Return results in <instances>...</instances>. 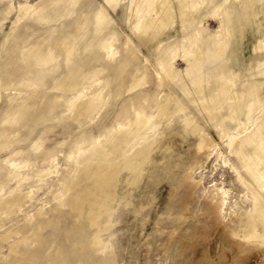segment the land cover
I'll return each mask as SVG.
<instances>
[{
    "label": "rangeland",
    "instance_id": "rangeland-1",
    "mask_svg": "<svg viewBox=\"0 0 264 264\" xmlns=\"http://www.w3.org/2000/svg\"><path fill=\"white\" fill-rule=\"evenodd\" d=\"M178 2L0 0V264H264V0ZM141 126L142 176L122 170L92 226L67 183Z\"/></svg>",
    "mask_w": 264,
    "mask_h": 264
},
{
    "label": "bare ground",
    "instance_id": "bare-ground-1",
    "mask_svg": "<svg viewBox=\"0 0 264 264\" xmlns=\"http://www.w3.org/2000/svg\"><path fill=\"white\" fill-rule=\"evenodd\" d=\"M180 1V4H179V8H180V11H181V15L182 16H187L186 13H188L189 9H190V6L192 5L191 3V0H179ZM196 2V0H195ZM75 4V3H74ZM173 4V3H172ZM197 4V3H196ZM194 4V5H196ZM162 5V4H161ZM171 5V4H170ZM193 5V6H194ZM198 5V4H197ZM195 7V6H194ZM191 8V9H194ZM166 8V7H165ZM170 9V8H169ZM169 9H163L162 11V19H160L162 22L165 20V21H172L171 19L175 18L173 17L174 13L172 14V10L170 11ZM175 9V8H174ZM175 11V10H174ZM179 11V12H180ZM191 11V10H190ZM189 11V12H190ZM176 12V11H175ZM161 15V14H160ZM180 15V14H179ZM180 15V16H181ZM98 17V16H97ZM102 15H101V19H102ZM161 18V16H160ZM99 19V18H98ZM164 19V20H163ZM181 19H185L183 17H181ZM105 22V19H103ZM159 20V19H158ZM158 20L157 21V24H158ZM155 21V23H156ZM164 21V23H166ZM174 21V20H173ZM100 22V21H98ZM147 23V22H146ZM151 23V22H150ZM145 24L143 27L146 31H148V29L152 26L154 27V25H151V24ZM163 23V24H164ZM168 23V22H167ZM166 23V24H167ZM172 23V22H171ZM99 24V23H98ZM97 24V25H98ZM103 24V23H102ZM105 24V23H104ZM144 24V23H143ZM153 24V23H152ZM159 24H160V21H159ZM172 25V24H170ZM100 26V25H99ZM157 26V25H156ZM164 26V25H163ZM167 26V25H166ZM151 27V28H152ZM169 27V25L167 26ZM150 28V29H151ZM157 29H160L162 28L161 27V24H160V27H155ZM154 28V29H155ZM166 28V27H164ZM153 29V28H152ZM156 29V30H157ZM98 30V29H97ZM145 30L142 31V28H141V31L142 33L146 32ZM157 33V31H156ZM72 37V36H70ZM103 41V40H102ZM65 42V41H64ZM72 42V40H71ZM68 43V42H67ZM200 43V42H199ZM102 44V43H101ZM99 45V44H98ZM72 46V45H71ZM99 46H102V45H99ZM42 47V46H41ZM63 47V46H62ZM103 47V46H102ZM204 47V45H203ZM38 48V47H37ZM50 48V47H49ZM98 48V46H97ZM210 48V46H209ZM222 48V47H221ZM99 49V48H98ZM105 49V47H104ZM48 49H46L47 51ZM198 50V49H197ZM196 50V51H197ZM200 50V49H199ZM29 51V50H28ZM49 51V50H48ZM190 51V50H189ZM201 51V50H200ZM67 58H68V61H70V59L72 60L71 58V53H72V48L68 47L67 49ZM223 53V52H222ZM52 52L49 51V52H45V50H41V49H34L32 52L30 51V53L28 54L29 56V60L33 61L34 64H36L37 66H40L41 68L43 67L42 71L43 72L44 70H46L45 68L47 67L49 69V64L55 62L54 61V58L52 56ZM170 54H173L170 53ZM97 55V54H96ZM191 55V54H190ZM198 55V54H197ZM196 55V56H197ZM92 56V54H91ZM93 56H95V54H93ZM200 56V55H199ZM192 57H195L192 55ZM198 58V56H197ZM206 58V57H205ZM93 59V58H92ZM202 59V58H201ZM56 60V59H55ZM194 61V60H193ZM191 62V61H189ZM198 62V61H197ZM197 62H195L197 64ZM223 62V61H221ZM225 62V61H224ZM194 63V65H196ZM203 63V62H202ZM190 64V63H189ZM192 64V63H191ZM220 64V63H219ZM225 64V63H224ZM49 67H48V66ZM218 65V64H217ZM216 65V67H217ZM52 66V65H51ZM219 66V65H218ZM222 66V65H221ZM192 67V66H191ZM196 67V66H195ZM195 67H193L195 69ZM208 67V66H207ZM211 67V66H209ZM220 67V66H219ZM54 69V67H53ZM192 69V68H190ZM210 69V68H209ZM214 69H215V66H214ZM214 69H212L214 71ZM217 69V68H216ZM215 69V70H216ZM228 69V67H227ZM173 70V69H172ZM218 70V69H217ZM220 70H222L220 68ZM220 70H218L219 73ZM189 71V70H187ZM211 71V69H210ZM211 71V73L213 72ZM226 71V70H225ZM171 72V71H170ZM215 72V71H214ZM224 72V71H222ZM178 73V71H177ZM180 73V72H179ZM178 73V74H179ZM210 73V72H208ZM210 73V74H211ZM226 73V72H224ZM227 73H229L227 71ZM42 74V73H41ZM78 74V71L77 69H73L72 71H70V74H69V78L68 80H66L65 82H63L62 84H60V89L61 90H70L72 91V86L70 85V82L69 79L72 78L73 76H76ZM209 74V75H210ZM223 74V73H222ZM170 75V74H169ZM183 75H184V72H183ZM217 75V74H216ZM229 75V74H228ZM173 76H176L175 74H173ZM205 76V75H204ZM214 76V74H213ZM174 78V77H173ZM203 78V77H202ZM176 79V78H175ZM200 79V78H199ZM206 79V77H205ZM186 80V79H185ZM198 80V79H197ZM199 81V80H198ZM203 80H201L202 82ZM206 81V80H205ZM195 83V82H194ZM182 84V83H181ZM185 84V83H184ZM183 84V85H184ZM187 84V83H186ZM201 84V83H200ZM221 84V82H220ZM223 84V83H222ZM221 84V85H222ZM257 84V83H256ZM255 84V85H256ZM219 85V84H218ZM252 85V84H251ZM189 86V85H188ZM196 86V84H195ZM211 86V85H210ZM224 86V84L222 85ZM247 86V85H246ZM245 86V87H246ZM250 86V85H248ZM258 86V85H257ZM182 88H184L183 86H181ZM218 87V86H217ZM220 87V86H219ZM218 87V88H219ZM226 87V86H224ZM252 87V86H250ZM249 87V89H250ZM202 88V87H201ZM229 88V87H228ZM253 88L255 89V87L253 86ZM217 89V88H216ZM247 89V88H246ZM257 89V87H256ZM255 89V90H256ZM204 90V89H203ZM210 90H212L210 88ZM254 90V92L256 93V91ZM190 91V90H189ZM198 91V90H197ZM194 92V93H197ZM216 91V90H215ZM224 91V90H223ZM228 91V90H227ZM225 92V91H224ZM250 92V90H249ZM184 93V91H183ZM218 93V92H217ZM193 94V93H192ZM199 93L195 94L198 95ZM202 99H203V91L202 93ZM191 95V94H190ZM233 95V94H232ZM249 95H253V94H249ZM201 96V95H200ZM248 96V95H247ZM193 97V96H192ZM197 97V96H196ZM199 97V95H198ZM223 97V96H222ZM243 97V96H242ZM191 97H189L188 99H190ZM195 98V97H194ZM193 99V98H192ZM214 99V98H213ZM199 98L195 101H198ZM201 100V98H200ZM169 102V101H168ZM221 102V101H220ZM176 103V102H175ZM216 103V102H214ZM213 103V104H214ZM233 103V102H232ZM236 103V102H235ZM220 104V103H218ZM166 105V104H165ZM172 105V103H171ZM179 105V104H177ZM234 104H232L233 106ZM176 106V105H175ZM213 106V105H212ZM214 106H219V105H214ZM239 106V105H238ZM53 107V106H52ZM96 107V103L95 102H87L86 104H82L80 106H78V109L76 110V114L77 116L79 115H85L86 113H90L93 111V109ZM230 107V105H229ZM237 107V106H235ZM20 108V106H19ZM24 108L23 107V112H24ZM237 108H240V107H237ZM18 112L19 110L21 111V109H17ZM15 111V110H14ZM14 111H12L14 113ZM9 112V111H8ZM17 112V113H18ZM10 113V112H9ZM13 113H11V117L13 116ZM16 113V114H17ZM171 113V108L166 105L164 107H162V110H161V115H169ZM219 113V112H218ZM15 114V113H14ZM20 114V113H18ZM22 114V113H21ZM8 115V114H7ZM10 115V114H9ZM8 115V116H9ZM18 116V115H17ZM16 117V116H15ZM13 118V119H16V118ZM83 118V117H82ZM230 118V117H229ZM12 119V118H11ZM138 121H140L138 119ZM139 123V122H138ZM138 123H136L137 125L135 126H138ZM146 124V122H145ZM144 124V125H145ZM145 129H143V126H141V128L139 129L138 127V130L136 132L133 133H124L122 137L120 138H116V137H112L113 139V145L111 146V148L109 150H103V149H96L94 150L93 152H91L90 154L88 155H85L81 161V167H80V170H79V174L77 172V175L78 177L74 180L72 179L71 181H67V186H66V197H63L65 198V202L67 203V205L69 207H71V209L73 211H75L77 214H82L84 212H87L88 213V220H89V223L93 225H95L97 223V220L102 217L103 215L105 214H108L112 208H113V203L116 199V193H117V187L119 186L118 185V181H119V176H120V173L122 170L124 169H128L129 171H131L133 174H134V179L135 181H137L138 179H140L139 177L142 176V172L144 171L143 170V166L142 164H144L146 161H148L149 159V153H150V146H149V143H144L140 148L134 150L131 152V148L132 147V143L134 142V139L135 138H144L143 141H145L146 139V136H147V133L145 134V132L143 130H146V127H144ZM136 129V128H135ZM134 130V128H133ZM146 135V136H145ZM141 136V137H139ZM112 141V140H111ZM136 141V140H135ZM140 141V139L138 140ZM137 142V141H136ZM141 142V141H140ZM142 144V143H141ZM261 153V152H260ZM114 160L118 161L117 163L114 164ZM130 179V178H129ZM133 179V178H132ZM133 181V180H132ZM19 197V196H18ZM18 197H12V200L14 203L17 202V200L19 199ZM11 201H7L5 203V205L9 204V202ZM63 202V201H62ZM262 204V203H261ZM1 207H4V205H1ZM263 207L264 206H259V209L257 211V215L259 216L260 215V218L263 219V217H261L262 215V211H263ZM2 211V210H1ZM264 212V211H263ZM83 215V214H82ZM264 215V213H263ZM256 218V216H255ZM255 218H254V221H255ZM259 218V219H260ZM261 219V220H262ZM258 221V220H256ZM264 223V222H262Z\"/></svg>",
    "mask_w": 264,
    "mask_h": 264
}]
</instances>
